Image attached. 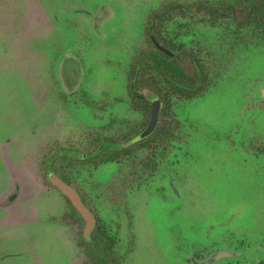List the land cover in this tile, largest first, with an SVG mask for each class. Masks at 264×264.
Segmentation results:
<instances>
[{
  "label": "rangeland",
  "instance_id": "1",
  "mask_svg": "<svg viewBox=\"0 0 264 264\" xmlns=\"http://www.w3.org/2000/svg\"><path fill=\"white\" fill-rule=\"evenodd\" d=\"M172 1L198 0H0V264H96L50 164L118 264H264V29L175 14L164 31L206 65L207 91L175 100L165 149L86 162L145 122L128 73Z\"/></svg>",
  "mask_w": 264,
  "mask_h": 264
},
{
  "label": "trees",
  "instance_id": "2",
  "mask_svg": "<svg viewBox=\"0 0 264 264\" xmlns=\"http://www.w3.org/2000/svg\"><path fill=\"white\" fill-rule=\"evenodd\" d=\"M175 14L189 18L201 15L206 17L211 26H215L220 21L230 20L238 27L252 26L259 31L264 29V0H234V2L221 3L210 0L181 3L172 1L161 4L147 16L143 27L149 49L139 51L128 73L129 97L134 103V109L147 111L145 122L123 141L125 147L119 148L117 142H101L96 148V155L88 158L86 162H93L96 166L106 163L119 164L125 159H131L136 149H148L152 154L159 148L165 149L166 143L172 141L176 127L173 125L176 121L174 122L172 113L175 100L190 101L207 91L209 80L206 65L193 50L185 49L182 43H176V39L179 38L177 35L170 36L164 31L166 24ZM150 37L170 55L156 48ZM149 98H158L160 101L158 124L150 135L130 144V140L143 130L149 119ZM48 169L70 184L64 177L58 175L53 165L50 164ZM46 180L55 188L48 177ZM65 199L71 214L83 221L67 198ZM81 200L84 203L82 198ZM83 243L93 247L88 251L96 264H107L108 261L118 264L112 248L114 241L98 221L91 230L89 238L83 239L80 245L83 246Z\"/></svg>",
  "mask_w": 264,
  "mask_h": 264
},
{
  "label": "water",
  "instance_id": "3",
  "mask_svg": "<svg viewBox=\"0 0 264 264\" xmlns=\"http://www.w3.org/2000/svg\"><path fill=\"white\" fill-rule=\"evenodd\" d=\"M153 44L158 48L160 51L164 52L165 54L170 55V53L162 48L152 37H150ZM160 101L158 98H152L150 100V112H149V119L146 127L135 137L130 140V144L136 143L143 138L150 135L156 128L158 124V116L160 113ZM49 182L63 195L67 200L71 203V205L75 208L78 212L82 220L85 222V227L83 231L84 237L87 239L90 236V232L95 225V217L93 216L92 212L88 209V207L82 202L78 192L67 182L59 178L55 173L50 172L48 174Z\"/></svg>",
  "mask_w": 264,
  "mask_h": 264
}]
</instances>
